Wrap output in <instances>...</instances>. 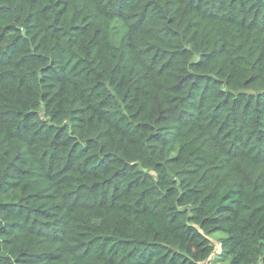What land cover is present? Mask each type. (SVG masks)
Instances as JSON below:
<instances>
[{
    "label": "trees",
    "instance_id": "16d2710c",
    "mask_svg": "<svg viewBox=\"0 0 264 264\" xmlns=\"http://www.w3.org/2000/svg\"><path fill=\"white\" fill-rule=\"evenodd\" d=\"M212 258L264 264V0H0V264Z\"/></svg>",
    "mask_w": 264,
    "mask_h": 264
},
{
    "label": "rangeland",
    "instance_id": "374dc122",
    "mask_svg": "<svg viewBox=\"0 0 264 264\" xmlns=\"http://www.w3.org/2000/svg\"><path fill=\"white\" fill-rule=\"evenodd\" d=\"M220 234H215L214 236H212V238H218V236H219ZM216 247V249H218V245L217 246H215ZM217 252V251H216ZM212 261H213V263L212 264H219V262H214V258H212Z\"/></svg>",
    "mask_w": 264,
    "mask_h": 264
},
{
    "label": "crops",
    "instance_id": "0c3cea01",
    "mask_svg": "<svg viewBox=\"0 0 264 264\" xmlns=\"http://www.w3.org/2000/svg\"><path fill=\"white\" fill-rule=\"evenodd\" d=\"M219 251V250H218Z\"/></svg>",
    "mask_w": 264,
    "mask_h": 264
}]
</instances>
